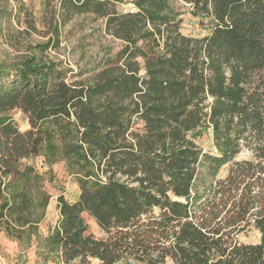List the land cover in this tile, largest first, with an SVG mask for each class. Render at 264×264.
<instances>
[{
    "label": "trees",
    "instance_id": "1",
    "mask_svg": "<svg viewBox=\"0 0 264 264\" xmlns=\"http://www.w3.org/2000/svg\"><path fill=\"white\" fill-rule=\"evenodd\" d=\"M177 1L134 0L137 12L119 13L105 0H62L106 18L124 43L91 80L69 82L36 53L0 65V225L25 254L38 245L64 264H264V0H182L210 20L203 37L181 32ZM201 129L216 154L189 136ZM38 157L64 162L80 187L76 202L58 197L47 236L52 171ZM250 229L258 243L240 241Z\"/></svg>",
    "mask_w": 264,
    "mask_h": 264
},
{
    "label": "rangeland",
    "instance_id": "2",
    "mask_svg": "<svg viewBox=\"0 0 264 264\" xmlns=\"http://www.w3.org/2000/svg\"><path fill=\"white\" fill-rule=\"evenodd\" d=\"M109 10L119 13L137 12L134 0H105ZM181 13V32L190 37H203L210 33V20L203 16H195L190 4L179 0L175 4ZM107 19L94 13L74 14L64 6L62 0H0V65L18 62L27 54L36 53L39 57L59 62L61 68L68 71V81L91 80L106 66L110 59H114L124 43L114 38L107 29ZM49 40H59L58 48L45 51L38 49ZM21 131L30 129L28 116L19 109L10 112ZM191 138L200 146L203 153L216 154L213 134L211 130L201 129ZM250 152L244 150L238 160L248 159ZM40 172L50 169L52 181L46 186L52 195L45 220L40 225L43 236L49 235L57 226L60 219L58 197L63 195L69 202H76L80 194V187L76 177L71 175L64 162L54 164L51 168L38 157L30 161ZM230 165L220 170L217 178H224L228 174ZM90 230L98 238L106 234L92 219H88ZM244 243H258L260 234L255 229L240 236ZM20 251L13 257L15 264H27L26 255L34 251L39 256L38 264H64L57 256L47 255L44 248L34 245L25 254ZM2 253V250H0ZM7 255L6 253H4ZM168 264H173L168 262Z\"/></svg>",
    "mask_w": 264,
    "mask_h": 264
},
{
    "label": "clouds",
    "instance_id": "3",
    "mask_svg": "<svg viewBox=\"0 0 264 264\" xmlns=\"http://www.w3.org/2000/svg\"><path fill=\"white\" fill-rule=\"evenodd\" d=\"M0 264H15L13 257L20 251L18 242L8 237L3 225H0ZM6 253L7 255H5ZM27 264H38L39 256L34 251H29L26 255Z\"/></svg>",
    "mask_w": 264,
    "mask_h": 264
},
{
    "label": "water",
    "instance_id": "4",
    "mask_svg": "<svg viewBox=\"0 0 264 264\" xmlns=\"http://www.w3.org/2000/svg\"><path fill=\"white\" fill-rule=\"evenodd\" d=\"M236 161H239V160L236 158Z\"/></svg>",
    "mask_w": 264,
    "mask_h": 264
}]
</instances>
